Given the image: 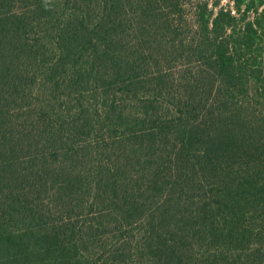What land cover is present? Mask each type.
Instances as JSON below:
<instances>
[{
	"label": "trees",
	"instance_id": "trees-1",
	"mask_svg": "<svg viewBox=\"0 0 264 264\" xmlns=\"http://www.w3.org/2000/svg\"><path fill=\"white\" fill-rule=\"evenodd\" d=\"M209 6L0 0V264H264V11Z\"/></svg>",
	"mask_w": 264,
	"mask_h": 264
},
{
	"label": "rangeland",
	"instance_id": "rangeland-1",
	"mask_svg": "<svg viewBox=\"0 0 264 264\" xmlns=\"http://www.w3.org/2000/svg\"><path fill=\"white\" fill-rule=\"evenodd\" d=\"M208 1L210 2V6H209L210 10H212L213 12H217L222 6L224 8L231 9L232 13L237 14L238 17L247 18V20L253 17L256 13H260L264 11V0H255V3H250L251 8L247 10H246L247 4H249L251 0H241V4L239 5V8L237 7V0H208Z\"/></svg>",
	"mask_w": 264,
	"mask_h": 264
}]
</instances>
